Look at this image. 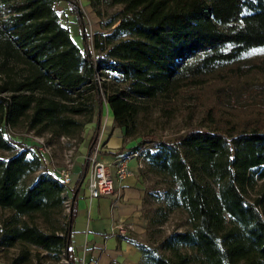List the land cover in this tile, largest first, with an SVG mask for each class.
I'll list each match as a JSON object with an SVG mask.
<instances>
[{"label": "trees", "instance_id": "trees-1", "mask_svg": "<svg viewBox=\"0 0 264 264\" xmlns=\"http://www.w3.org/2000/svg\"><path fill=\"white\" fill-rule=\"evenodd\" d=\"M62 1L81 24L82 47L62 23L56 9ZM89 2L105 30L91 38L78 0H0V74L7 77L0 82V150L17 149L0 158V210L9 212L0 222V248L32 246L69 264H77L76 200L65 214L69 187L49 169L46 155L4 130L24 125L39 136L72 138L95 123L92 155L104 103L128 138L143 103L167 101L182 88L251 64L249 55L264 49V0ZM115 6L122 9L106 19L104 8ZM143 144L131 154H144L150 171L172 184L150 235L162 233L176 212L188 220L185 231L153 246L128 239L142 264H264V129L192 130L160 142L155 152ZM30 258L24 250L13 264Z\"/></svg>", "mask_w": 264, "mask_h": 264}, {"label": "rangeland", "instance_id": "rangeland-1", "mask_svg": "<svg viewBox=\"0 0 264 264\" xmlns=\"http://www.w3.org/2000/svg\"><path fill=\"white\" fill-rule=\"evenodd\" d=\"M78 1L80 11L84 15L83 23L87 36L91 38L95 33H104L105 30L101 26L103 19L86 7L87 0ZM56 9L63 25L71 30L75 42L82 47L81 24L77 17L71 13L64 2H60ZM121 9L122 6L104 8L106 19ZM249 57L251 64L234 66L232 69L206 78L199 86L182 88L172 99L143 103L142 112L136 119L135 126L131 129L132 134L127 140L135 144L143 141L142 150L155 152L160 142L176 141L192 130H220L221 128L226 132L227 129L242 131L257 126L264 129V49L253 51ZM19 75V72L13 75L14 79H19ZM4 78L7 79L6 75L0 74V82ZM109 110L108 105L104 103L102 122L106 120ZM0 125L3 126L2 123ZM95 128L96 124H89L75 137H66V141L61 138H52L50 134L39 136L24 125L16 128L8 127L4 133L27 146L28 144L38 146L37 137H42L40 140L44 142L43 145L50 148H48L49 154H46L48 167L59 174L68 165L71 149H73L71 151L74 166L78 157L84 155L89 149L84 166L88 164ZM16 151L17 149L13 152L0 150V158H8ZM107 157L103 158L108 159ZM147 171L149 184L144 215L148 220V228L141 241L153 246L161 237L171 232L185 231L188 219L183 212H176L163 226L162 233L150 235L155 232L150 221L155 217L157 210L164 205L163 192L172 184L170 180L152 173L150 169ZM36 177L37 174L31 178L30 182L32 183ZM68 200H71L69 193ZM65 214H67L66 210ZM8 216L9 212L0 210V222H4ZM38 224L46 228L42 221L39 220ZM24 250L31 252L30 261L26 264H67V258L53 260L43 251L23 245L10 249L0 248V264H13Z\"/></svg>", "mask_w": 264, "mask_h": 264}, {"label": "crops", "instance_id": "crops-1", "mask_svg": "<svg viewBox=\"0 0 264 264\" xmlns=\"http://www.w3.org/2000/svg\"><path fill=\"white\" fill-rule=\"evenodd\" d=\"M87 1L86 7L92 11L90 2ZM62 2L69 8L66 1ZM102 126L99 160L110 167L117 189L112 196L90 199L87 184L89 168L84 166L89 149L86 155L78 157L71 172V185L68 188L71 200H76L73 256L77 264H80L82 259L87 264H142V253L128 239L141 241L148 228L144 209L148 193L149 168L146 163L144 168H140L139 160L130 158L131 176L123 181L116 179L115 163L123 157L130 156L131 150L137 144L127 140L124 130L115 125L110 110ZM81 151H84V147ZM104 156H108V159L103 158ZM122 224L132 226L126 236L120 235L117 230V226Z\"/></svg>", "mask_w": 264, "mask_h": 264}, {"label": "built area", "instance_id": "built-area-1", "mask_svg": "<svg viewBox=\"0 0 264 264\" xmlns=\"http://www.w3.org/2000/svg\"><path fill=\"white\" fill-rule=\"evenodd\" d=\"M50 137H52L50 135ZM39 141V151L42 152L43 154H49V147L44 146V142L40 140L42 137H37ZM62 140L66 141V137L63 136L61 137ZM44 140V139H43ZM42 145H41V144ZM44 146V147H43ZM49 148V149H48ZM73 150V149H71ZM70 150V155H69V161L68 165L65 169L59 172L58 176L60 180L67 186L69 187L71 185V172L73 170V152ZM101 151V144L99 141V144L97 148L95 149L94 153L90 155L88 158L90 163H89V171H88V177H87V184H88V190H89V195L90 199H98L101 197H108L112 196L116 193V183H115V178L111 173L110 167L106 165L105 163L101 162L99 160V154ZM130 158H136L139 160V166L140 168H144L145 164V155L141 153H134L131 154L128 157H123L119 159L115 163V169H116V179L119 181H123L129 176H131V172L129 170V159ZM71 207H72V202L71 200H67L65 202V210L67 213L71 212ZM132 229L131 225H119L117 226V230L120 235L126 236L129 231ZM63 260H66L65 258ZM66 263L69 264L68 260H66ZM80 264H87L84 259L80 261Z\"/></svg>", "mask_w": 264, "mask_h": 264}]
</instances>
